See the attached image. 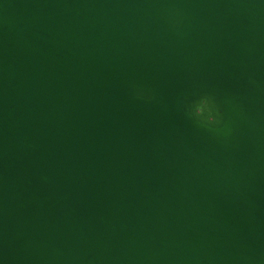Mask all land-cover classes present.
Instances as JSON below:
<instances>
[{
  "label": "water",
  "instance_id": "95a60500",
  "mask_svg": "<svg viewBox=\"0 0 264 264\" xmlns=\"http://www.w3.org/2000/svg\"><path fill=\"white\" fill-rule=\"evenodd\" d=\"M0 264H264V0H0Z\"/></svg>",
  "mask_w": 264,
  "mask_h": 264
},
{
  "label": "clouds",
  "instance_id": "9594fccd",
  "mask_svg": "<svg viewBox=\"0 0 264 264\" xmlns=\"http://www.w3.org/2000/svg\"><path fill=\"white\" fill-rule=\"evenodd\" d=\"M206 111L209 113L207 117L208 123L210 124L218 123L217 116L219 115V111L210 97L202 98L200 100L199 104L195 107V116L203 117ZM213 112H215L216 114L212 115L211 113Z\"/></svg>",
  "mask_w": 264,
  "mask_h": 264
}]
</instances>
